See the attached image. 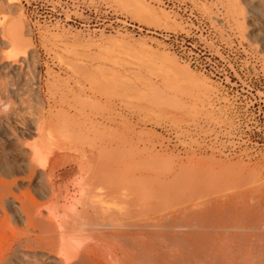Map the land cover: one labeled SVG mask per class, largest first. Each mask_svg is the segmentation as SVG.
Instances as JSON below:
<instances>
[{"label": "rangeland", "instance_id": "obj_1", "mask_svg": "<svg viewBox=\"0 0 264 264\" xmlns=\"http://www.w3.org/2000/svg\"><path fill=\"white\" fill-rule=\"evenodd\" d=\"M0 10V177L41 203L36 258L20 251L13 264H62L53 256L72 236L81 249L101 243L83 226L78 187L95 166L121 192L161 179L166 217L211 193L209 236L181 237V264H264V0H0ZM40 132L67 141L65 156L32 164ZM120 194L97 207L102 222L128 212ZM68 220L79 230L56 225ZM12 224L28 229L22 214ZM114 243L98 248L109 264ZM81 257L70 264H94Z\"/></svg>", "mask_w": 264, "mask_h": 264}, {"label": "bare ground", "instance_id": "obj_2", "mask_svg": "<svg viewBox=\"0 0 264 264\" xmlns=\"http://www.w3.org/2000/svg\"><path fill=\"white\" fill-rule=\"evenodd\" d=\"M4 9L7 10L8 8ZM0 17L5 18L6 15L3 14V16ZM1 18L0 33L2 32L3 34L5 27L1 25ZM2 98L1 100H3ZM0 109L3 110L1 107ZM1 112L2 111L0 110V113ZM0 120L2 121V119ZM2 123L0 122V126H2ZM34 131L32 127H29L26 130V132H28L30 135L31 133H37ZM40 135V142L37 145L33 144L31 147L32 151L30 156L32 164L35 163V158H39V156L45 152L49 153L53 157L55 156L57 160H59V157L65 156L64 153L66 152L63 153L61 150L66 148V146L69 144L67 141L52 140L43 132H40ZM93 154L94 151L90 152L88 155L92 161H94ZM50 155L48 157H50ZM52 162L56 165L54 160ZM118 164L120 165V163ZM100 170L98 169V166H95L92 169H89L86 173H80L79 176L81 178L78 181V187L83 198V207L81 210H86V212L91 215L88 217V219L92 220L90 221L91 223H84L83 226L87 228L91 227V231H95V228H97V233H99L98 236L101 243L97 244L96 246H86L84 249H81V246L75 239V236H72L68 242H61L60 254L53 257L58 258L57 260H60V263L62 264H70V262L73 260V262L79 261L77 258L81 256L82 259L80 261L84 260L83 257H86L88 260H85L86 263L94 262V264H109L110 259L108 256L106 255L105 257L104 255H101L102 253H100L98 248L103 249L104 246L109 244L112 239H114L116 249L114 250L112 247H109L110 245L106 248L111 250L110 254L113 256V260H117L116 264H181L184 259H186L185 261L190 262L188 258H183V250L181 248L183 243L181 237L186 239L189 244L198 242H202L204 244L206 242L205 239L208 238L209 235L205 234L202 229L207 227L211 228V221H209V219L206 217L208 216V213H211V193H207L202 202H195L189 197H186V204L183 208L185 211H179L180 213L166 217L163 214L164 209L161 195L163 192H165L167 187L161 179L152 180L150 177H148L147 181L151 182V184L145 187L144 189L146 190L143 191L141 188L134 190L132 181L129 180L127 182H130V184L125 182L123 187L124 191L121 192L120 186L114 182L113 176L110 175L109 177H105L106 173H104L105 176H102ZM51 171L49 170L46 172V177L49 176L48 180H46L48 182L52 181V183L48 184L52 185L53 195L50 197V200H53L57 198V194L53 185V177L55 172H53L54 170L52 171L53 173ZM34 173L35 169L32 167L30 169L29 177L32 178ZM47 174L49 175L47 176ZM101 185L102 191L100 192L98 190H101ZM119 194L120 197L122 195V198L128 203L129 208L127 204L125 205L127 206L126 209H129L128 212L124 213L122 211L125 208L123 204L122 207L120 206L122 208L121 211L124 213L121 217H114L110 222H102L103 220L98 215L97 207L100 208L101 206L104 210H106L108 207H110V205L108 206L107 204L117 203ZM120 202L121 201H119V203ZM40 205L41 203L37 200L31 190L23 191L21 188H19L17 180H7V178L4 176L0 177V264H13V257L15 256L16 258L20 251L25 252V254H27L29 257L36 256V254L33 255L31 252L33 250L32 245L36 240L34 230H36L35 227L37 225V220H39ZM186 210L188 211L186 212ZM119 212L120 211H118V213ZM21 214L26 218V227H28L24 235H22L23 232L19 231L17 226L12 224V222L17 221L19 215ZM70 221L71 220H68L64 223L58 221L56 225L63 228L65 227L67 231L71 230L75 232L76 230H79L80 227L77 228L76 223ZM177 225H181L184 228V232L180 235H178L176 232H171V234L167 235V233H169L167 229L175 228ZM37 226L40 225L38 224ZM44 226L46 227V225ZM42 229L43 228L40 230L42 231ZM184 253L186 255L189 254L186 251ZM196 257L199 258L198 256ZM94 259H96V261ZM52 261L54 262V259ZM29 263L32 264L31 262Z\"/></svg>", "mask_w": 264, "mask_h": 264}]
</instances>
